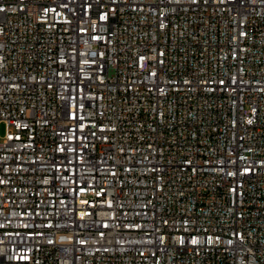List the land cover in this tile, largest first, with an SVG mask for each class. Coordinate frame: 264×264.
<instances>
[{
	"label": "built area",
	"instance_id": "obj_1",
	"mask_svg": "<svg viewBox=\"0 0 264 264\" xmlns=\"http://www.w3.org/2000/svg\"><path fill=\"white\" fill-rule=\"evenodd\" d=\"M0 264H264V0H0Z\"/></svg>",
	"mask_w": 264,
	"mask_h": 264
},
{
	"label": "rangeland",
	"instance_id": "obj_2",
	"mask_svg": "<svg viewBox=\"0 0 264 264\" xmlns=\"http://www.w3.org/2000/svg\"><path fill=\"white\" fill-rule=\"evenodd\" d=\"M4 131H5V128H4V126H2L1 127V132L4 133Z\"/></svg>",
	"mask_w": 264,
	"mask_h": 264
}]
</instances>
